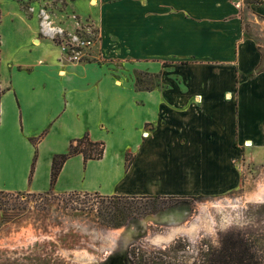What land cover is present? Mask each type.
Returning <instances> with one entry per match:
<instances>
[{
    "label": "crops",
    "instance_id": "obj_1",
    "mask_svg": "<svg viewBox=\"0 0 264 264\" xmlns=\"http://www.w3.org/2000/svg\"><path fill=\"white\" fill-rule=\"evenodd\" d=\"M6 1L0 192L219 199L244 186L249 163L264 165L249 150H264V0H81L82 12L70 0L98 34L87 63ZM139 74L158 85L138 87ZM84 136L102 157H69L51 185L53 157Z\"/></svg>",
    "mask_w": 264,
    "mask_h": 264
},
{
    "label": "rangeland",
    "instance_id": "obj_2",
    "mask_svg": "<svg viewBox=\"0 0 264 264\" xmlns=\"http://www.w3.org/2000/svg\"><path fill=\"white\" fill-rule=\"evenodd\" d=\"M15 1L44 22L68 61L98 62V34L69 9L70 0ZM77 5L84 11V1ZM242 19L248 30L243 13ZM150 76L139 74L138 87H156L158 76ZM249 150L264 161V150ZM243 181L219 199L0 192V264H208L215 252L241 244L264 264V165L249 163ZM178 222L185 232L176 237L170 225Z\"/></svg>",
    "mask_w": 264,
    "mask_h": 264
},
{
    "label": "trees",
    "instance_id": "obj_3",
    "mask_svg": "<svg viewBox=\"0 0 264 264\" xmlns=\"http://www.w3.org/2000/svg\"><path fill=\"white\" fill-rule=\"evenodd\" d=\"M246 3H263L262 0H246ZM264 70H260V72ZM145 76H149L144 74ZM151 77V76H149ZM157 77V76H154ZM139 84V80H138ZM151 88V87H149ZM100 147V148H98ZM103 149L100 144L91 143L87 137L76 141L75 145L70 146V150L67 154L56 155L52 159L50 183L54 184L62 164L69 157L81 154L85 161L96 160L102 157ZM98 196V195H97ZM157 198V197H156ZM108 199V198H105ZM111 199H128V198H111ZM208 264H262L261 260L251 250L244 247L242 244L237 248L231 250H224L222 252H215L209 259Z\"/></svg>",
    "mask_w": 264,
    "mask_h": 264
},
{
    "label": "bare ground",
    "instance_id": "obj_4",
    "mask_svg": "<svg viewBox=\"0 0 264 264\" xmlns=\"http://www.w3.org/2000/svg\"><path fill=\"white\" fill-rule=\"evenodd\" d=\"M179 214H181V212H179V213H175V212H173V213H169L168 215H169V216L171 215V216L177 218V216H178V217H181ZM168 215H167V216H168Z\"/></svg>",
    "mask_w": 264,
    "mask_h": 264
},
{
    "label": "built area",
    "instance_id": "obj_5",
    "mask_svg": "<svg viewBox=\"0 0 264 264\" xmlns=\"http://www.w3.org/2000/svg\"><path fill=\"white\" fill-rule=\"evenodd\" d=\"M86 44H87V45H90V44H91V42H90V41H88V42H86ZM98 148H100V147H98Z\"/></svg>",
    "mask_w": 264,
    "mask_h": 264
}]
</instances>
